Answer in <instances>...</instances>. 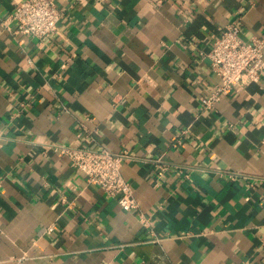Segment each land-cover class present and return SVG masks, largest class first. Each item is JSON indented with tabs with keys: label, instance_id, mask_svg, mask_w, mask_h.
<instances>
[{
	"label": "crops",
	"instance_id": "crops-1",
	"mask_svg": "<svg viewBox=\"0 0 264 264\" xmlns=\"http://www.w3.org/2000/svg\"><path fill=\"white\" fill-rule=\"evenodd\" d=\"M57 1L39 38L0 0V264H264V74L201 101V51L232 20L264 37V0ZM80 122L128 153L139 208L54 149L87 143Z\"/></svg>",
	"mask_w": 264,
	"mask_h": 264
},
{
	"label": "built area",
	"instance_id": "built-area-1",
	"mask_svg": "<svg viewBox=\"0 0 264 264\" xmlns=\"http://www.w3.org/2000/svg\"><path fill=\"white\" fill-rule=\"evenodd\" d=\"M13 3L14 10L10 16L16 23L13 33L42 38L58 29L59 20L65 14L57 0H13ZM3 23L8 26L7 20ZM240 30V23L232 20L214 39L210 49L201 51L211 59V67L219 76L214 90L201 97L205 106H212L238 87L258 81L264 74V37L254 35L245 41L240 36ZM83 128L84 124L80 122L78 135H84L86 144L56 143L54 149L70 158L71 163L84 173L88 184L100 186L108 196L117 198L127 210L139 208L140 201L122 171L128 153L95 146L96 130L89 133ZM231 175L236 176L235 172H231ZM141 220L151 225L150 218L144 213H141ZM53 229V224L48 227V230Z\"/></svg>",
	"mask_w": 264,
	"mask_h": 264
}]
</instances>
